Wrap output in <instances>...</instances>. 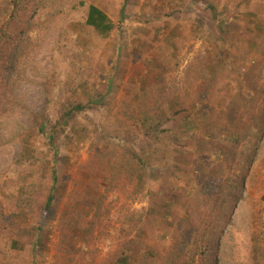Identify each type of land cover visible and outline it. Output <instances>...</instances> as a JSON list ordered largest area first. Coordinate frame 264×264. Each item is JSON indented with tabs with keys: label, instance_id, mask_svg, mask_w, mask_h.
<instances>
[{
	"label": "rangeland",
	"instance_id": "1",
	"mask_svg": "<svg viewBox=\"0 0 264 264\" xmlns=\"http://www.w3.org/2000/svg\"><path fill=\"white\" fill-rule=\"evenodd\" d=\"M124 252L264 264V0H0V264Z\"/></svg>",
	"mask_w": 264,
	"mask_h": 264
},
{
	"label": "trees",
	"instance_id": "2",
	"mask_svg": "<svg viewBox=\"0 0 264 264\" xmlns=\"http://www.w3.org/2000/svg\"><path fill=\"white\" fill-rule=\"evenodd\" d=\"M124 9H125V6L122 8V12H121L122 17H124L123 15ZM86 23L88 26L93 27L94 30L98 34L102 35L103 37H107L114 29V23L108 17V15L104 11H102L100 8L94 5L89 7ZM219 25L224 26V22L219 23ZM89 106L91 105L77 104L69 108L67 111H65L63 115L61 116V118L54 125H50L49 131L47 132V138H48L49 144L55 147L56 146L55 144L56 136L61 126L64 125L65 122H68V120H70L76 114L85 111ZM57 154H58V150H57L56 155ZM58 182H59V178L57 175V170L56 168H54L53 173H52V186L47 196V200L44 206L43 213L41 215V219L39 222L38 221L36 222V226L40 231L44 229V227L47 225V223L50 221V219H52V217L55 214V201H56V191L58 187ZM122 258L125 260V262L120 261L119 264H132L130 263L131 262L130 257L129 255H127V252H124V254H122Z\"/></svg>",
	"mask_w": 264,
	"mask_h": 264
}]
</instances>
